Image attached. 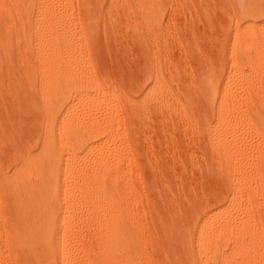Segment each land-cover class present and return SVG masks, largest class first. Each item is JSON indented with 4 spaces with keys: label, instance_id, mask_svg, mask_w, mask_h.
I'll use <instances>...</instances> for the list:
<instances>
[{
    "label": "rangeland",
    "instance_id": "obj_1",
    "mask_svg": "<svg viewBox=\"0 0 264 264\" xmlns=\"http://www.w3.org/2000/svg\"><path fill=\"white\" fill-rule=\"evenodd\" d=\"M55 4L64 18L56 25L59 37L54 33L55 44L69 46V58L80 64L76 82L62 81L64 88L58 86L59 98L67 101L70 95L68 102L73 103L74 112L91 113L98 121L106 119L113 123L116 134L108 135L95 152L83 151L81 162L92 166L103 153L109 158L125 154L134 180L130 199L145 225L149 264H197L203 254L200 225L230 201L229 186L244 185L249 173L252 181L235 203L246 207L247 194L257 202L258 232L249 258L250 264H264V185L254 180L260 173L257 160L264 153V90L254 103L234 100L233 93L244 90L257 75L248 70L233 82L227 99L209 93L210 87L227 83L233 68L239 66L237 57L253 51L240 47L237 29L247 20L257 19L264 34V0H58ZM12 40L0 44L4 48L0 46V262L35 264L26 249L15 246L20 242L19 228L29 222L28 229L38 213L29 212L33 208L23 204L25 196L23 203L14 200L9 183L39 150L46 102L37 57ZM31 42H37L35 35ZM155 80L162 84L159 102L147 95ZM100 92L111 101L112 114L106 117ZM76 104L78 107L73 106ZM221 105L231 118L224 130L216 129ZM223 133L229 136L230 146L247 149L250 158L241 163L223 162L214 145ZM83 202L80 193L68 196L64 224L56 223L65 237L66 252L77 255L76 264H99L102 213L96 208L100 205ZM24 214H30V219ZM64 227L73 230L65 232ZM220 251L221 258L245 254L232 242L222 243Z\"/></svg>",
    "mask_w": 264,
    "mask_h": 264
},
{
    "label": "bare ground",
    "instance_id": "obj_2",
    "mask_svg": "<svg viewBox=\"0 0 264 264\" xmlns=\"http://www.w3.org/2000/svg\"><path fill=\"white\" fill-rule=\"evenodd\" d=\"M55 2H58V0ZM55 2L54 0H40L38 2H34V0H0V44L4 41L12 42L13 37L16 39L18 47L27 46L26 48L33 51L39 61V72L41 73L39 75L41 76V85L44 89V97H42L45 100L43 101L46 102L44 103L46 108L44 109L43 107V113H45L43 115L44 118L46 117L44 124L45 133L44 138H41L43 141L40 144L39 150L36 151L37 153L35 152L36 154L34 153L32 156H29L31 160H27L29 162L23 165V167L25 166V169L21 168L24 170H22L23 172L21 170L17 171L18 175L16 173L13 174L16 177L13 175L14 178L10 177L12 178L10 179V181L12 180L11 183H9L11 184L10 189H12L10 190L12 193H10L15 198L14 200L18 199L22 202L25 196L27 202L25 199V202L22 203L29 206L30 208L28 209L33 208V210L29 211L30 213L32 211L35 214L38 213V217H35L37 220H34L33 224H36L35 227H32V222L28 229L26 227L30 224L29 222L27 225L26 222L24 227H21L23 230L18 227L19 230L17 229L18 232H16L18 234L17 239L20 242L17 243L15 248L18 250L22 248L26 249L33 258L31 261H34L35 264H54V262L56 264L60 262L61 264H76L77 255L71 250L66 252L65 237L60 235L61 229L57 223L64 224L65 203L68 196L73 193H80L85 205H100L96 208L100 214L102 213L99 224L101 245L99 264H149L151 260L149 259L150 261H148L146 257L147 252L145 253L147 251V241L144 238V224L142 225L138 212L135 211L137 208L135 207L134 209L130 199L134 188V180L130 171L132 166L130 164L127 167L125 154L123 152L120 154L118 151V156H114V158H111V156L109 158L103 153L104 155L102 154L99 157L101 159L95 157L98 160H95L96 163L92 166V163L90 166H86L81 162L83 151L87 153L94 151V149L96 151L97 147L101 146L102 141L108 140L106 139L108 135L115 134L114 125L106 121V119L104 121V118L98 121L94 118L93 114H88V112L87 114L84 113L85 116L88 115L86 118L84 115L74 112V109H72L73 103L70 104L68 102L70 95H68L67 101H65L66 98H59L60 92L58 93V86L60 84L62 86V81L64 83L70 82V84L74 81L75 83L74 75L78 72V65L80 64L77 63L78 65H76L75 62L71 61L72 54L69 52L72 49L69 51V46H66V48L65 46L60 47L61 44L59 46L55 44L57 40L54 39V35H57L55 30L58 27L56 25L64 22V18L60 15L61 12L58 13L59 8L56 7ZM58 4L57 6H59ZM252 5L254 6V4ZM256 20H250L249 22L247 20L246 25L240 26L235 34L240 47L243 49L251 48L253 50L252 53H245L242 57H237L235 62L239 66L235 69L232 67L233 70L232 72L230 71L227 83L223 86L220 84L219 86L217 85L218 87H210L209 93L220 94L223 100L227 99L233 91V82L238 77L241 78V76L247 74L246 71L249 70L257 74L255 79H253L254 83L251 81V78L250 81L247 79L250 83H247L246 86L244 85L246 88L241 90V92L237 91L233 93L234 100L239 103H243L244 101L245 104H251L260 100L261 96H263L262 94L259 98L260 91L264 90V34H261L263 28L259 31ZM4 29L7 33L2 32ZM32 35H35L37 41L33 44L31 42ZM80 84L83 85V83ZM211 86H213L212 83ZM56 89L58 93L57 98V93H54ZM161 91V82L155 80L153 87L147 92V95H151V99H155L154 102H159L162 98ZM101 92V99L105 105L103 116L106 117L111 113L109 109L111 101L106 96L107 94L104 95ZM61 98H63V101ZM85 109L87 108L85 107ZM230 124L231 118H227L226 110H223L221 105L216 129L221 128V130H224ZM228 137L227 134L223 133L222 136L214 140L215 148L217 147L215 151L218 152L222 161H238L241 163L246 158L249 159V151L245 148L240 149L230 146ZM257 161L260 173L254 180L258 183L261 181L264 185V153L259 156ZM87 162L89 163V161ZM250 177V173L247 174L248 180L244 185L231 184L228 194V197H231L230 201L217 207L200 225L199 229L203 234L201 237L203 254L197 264H250L249 255L254 251L253 238H255L258 232L256 221L258 208L255 205L257 202L254 203L255 199L251 194H247L249 203L247 206L244 204L246 207H242L239 202L238 204L235 203L244 197L248 182L252 181ZM23 204L21 206L25 208L26 206ZM261 205L264 207V192ZM72 206L70 207L73 209L74 206ZM21 209L19 210L21 211ZM38 209L41 210V213L37 211ZM29 212L26 211L27 214ZM29 216L30 214L28 216L24 214V218L30 219ZM22 217H19V219ZM16 218L18 219V217ZM31 218L34 217L32 216ZM37 223L39 226H37ZM73 228L68 227L64 231H72ZM231 242L240 247L241 250H244L245 254L240 253L239 256L237 254L231 259L227 255H223L221 258L220 249L222 243ZM11 249H13V246ZM1 251L0 246V255L2 254ZM14 251L16 252L15 249ZM30 256L29 258L31 259Z\"/></svg>",
    "mask_w": 264,
    "mask_h": 264
}]
</instances>
